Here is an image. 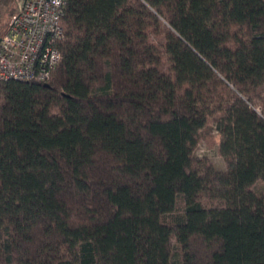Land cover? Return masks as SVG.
Segmentation results:
<instances>
[{"label":"trees","instance_id":"obj_1","mask_svg":"<svg viewBox=\"0 0 264 264\" xmlns=\"http://www.w3.org/2000/svg\"><path fill=\"white\" fill-rule=\"evenodd\" d=\"M66 1L52 78L0 82V264H264V0Z\"/></svg>","mask_w":264,"mask_h":264},{"label":"built area","instance_id":"obj_2","mask_svg":"<svg viewBox=\"0 0 264 264\" xmlns=\"http://www.w3.org/2000/svg\"><path fill=\"white\" fill-rule=\"evenodd\" d=\"M66 0H23L0 39V82L49 81L62 56Z\"/></svg>","mask_w":264,"mask_h":264},{"label":"rangeland","instance_id":"obj_3","mask_svg":"<svg viewBox=\"0 0 264 264\" xmlns=\"http://www.w3.org/2000/svg\"><path fill=\"white\" fill-rule=\"evenodd\" d=\"M23 0H0V39L4 35L12 14L20 6ZM259 111V107L256 108ZM222 135L216 126V119L213 118L201 130L200 141L195 149V156L207 158L218 170H225L227 162L220 152ZM253 189L257 193L264 191V179H259ZM174 241V240H173Z\"/></svg>","mask_w":264,"mask_h":264}]
</instances>
